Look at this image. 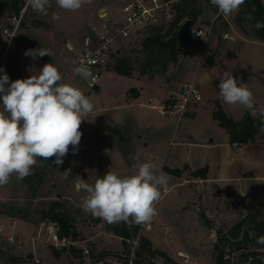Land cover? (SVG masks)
Segmentation results:
<instances>
[{"label":"rangeland","instance_id":"1","mask_svg":"<svg viewBox=\"0 0 264 264\" xmlns=\"http://www.w3.org/2000/svg\"><path fill=\"white\" fill-rule=\"evenodd\" d=\"M205 2L200 14L203 22H207L212 13ZM113 9V0H91L78 11L60 9L52 0L47 15H38L29 8L6 51L7 37L3 28L13 6L11 0H0V65L3 64L10 81L35 75L44 64L53 63L62 75V83L79 88L95 106L88 120L81 124L82 138L75 154L70 146L61 165L54 163L55 157L48 161L38 159L33 173L24 180L18 181L13 176L7 185L0 186V223L9 230L15 219L25 233L31 234L42 221L41 209L59 199L73 217L79 235L75 240L70 238L71 242L65 248L56 249L53 244L39 241L38 247L42 250L39 257L47 264H131L140 235L149 237L154 248L165 250L183 264H215L214 243L218 229L232 225L242 214L257 209L258 203L264 199L261 178L255 176L259 165L254 158L257 156L236 144H231L234 150L228 152L225 141L229 133L214 118L216 102L211 100L203 99L198 108L199 118L191 123L189 130L194 138L183 141V136L178 135L175 143L171 141L174 121L166 124L167 119L156 109L119 104L125 99L126 88L144 85L142 77L153 79L148 88L145 85L144 96H159L176 83L178 76L185 72V66L198 61L204 49H210L211 53L203 58V66L217 64L211 71L217 78L224 71H231L238 83L246 84L253 92L256 108L260 109L264 107V42L248 37L245 29L235 23L237 13L228 16L229 21L220 20L206 43L182 46L177 62L169 61L161 51L142 49V40L147 35L144 33L136 39L122 41L118 48L120 56L129 57L132 75L118 73L116 58L112 56L102 72L99 89L90 88L84 78L73 74V68L77 66L79 51L87 46V38L93 45L96 30L108 21L110 15L102 18L105 13L102 11L111 13ZM53 13H57L59 19L54 20ZM228 29L235 30V40L223 37V32ZM68 41L76 46V51L66 47ZM39 47L51 49L53 56L33 60L24 55L26 50ZM130 95L132 98L133 91ZM226 108L237 120L246 112L239 104H226ZM230 158V165L236 167L238 176L229 183L231 193L227 197L228 189L193 176L192 169H184L187 163L194 166L203 162L217 170V164L226 166ZM149 160L156 163L157 175L166 173L169 182L166 190L161 188V199L155 205L158 214L150 225L135 227L137 235L127 240L126 247L123 237L114 233L110 224L102 219L97 221L82 209L81 202L86 194L77 192L74 185L79 178L94 184L108 171L121 176L134 174L139 164ZM78 166L84 168L75 172ZM166 166L181 167L183 172L174 175L164 170ZM68 169L71 173L65 179L64 172ZM259 172L264 173V169ZM241 193L242 201L238 199ZM202 213L211 224L205 222ZM128 223L133 229L135 224ZM180 252L188 253L190 260L184 261ZM13 257L18 260L16 264H36L29 246L8 249L7 242L1 241L0 264H13ZM154 261V264H164L161 256Z\"/></svg>","mask_w":264,"mask_h":264},{"label":"clouds","instance_id":"2","mask_svg":"<svg viewBox=\"0 0 264 264\" xmlns=\"http://www.w3.org/2000/svg\"><path fill=\"white\" fill-rule=\"evenodd\" d=\"M224 16L239 13L246 0H210ZM56 5L66 11H78L91 0H55ZM38 15H47L52 0H26ZM52 18L59 19L57 13ZM251 20L252 15L248 14ZM257 29L264 28V22L257 21ZM33 60L37 57L53 56L48 48L28 49L24 53ZM76 63L75 61L73 62ZM0 72V186L7 185L15 176L24 180L33 173L38 159L49 160L61 165L69 154L78 151L82 138V122L94 112V103L79 88L62 83V75L53 63H46L35 75L10 81L2 68ZM73 74L87 79L92 73L83 66L73 68ZM218 98L227 105H242L252 116H264V107L257 109L253 92L246 84L239 82L231 71H224L219 77ZM264 123V121H262ZM264 133V127L260 128ZM134 167H136L134 165ZM149 160L139 164L134 174L118 175L108 171L95 180L94 184L79 178L75 190L84 192L81 207L93 217L107 224L120 222L139 226L150 225L158 214L155 205L161 199V188L167 189L169 177ZM65 179L71 169L66 170ZM264 245V236L256 239Z\"/></svg>","mask_w":264,"mask_h":264},{"label":"trees","instance_id":"3","mask_svg":"<svg viewBox=\"0 0 264 264\" xmlns=\"http://www.w3.org/2000/svg\"><path fill=\"white\" fill-rule=\"evenodd\" d=\"M11 1L12 13L17 12L21 0ZM203 1L184 0L180 17L196 18L203 12ZM248 14L252 15L251 20L247 19ZM257 21L264 22V0H246L235 17V23L245 29L248 37L264 42V28L257 29L255 27ZM247 24H249V29L246 30ZM199 42L200 40L192 36L185 26L168 29L164 33L162 29L156 28L143 38L142 49L161 51L169 61L177 62L182 46H196ZM116 55H114L116 58L115 70L120 74L132 75L133 67L129 57ZM214 82L219 90V79L215 78ZM95 88L99 89L98 86ZM128 91V99H131V91H133L132 98L139 96V90L136 87H131ZM213 116L218 120L219 125L229 133L231 144H245L264 138V133L260 132V128L264 127V123H262L264 116L260 114L252 116L246 109L244 116L237 120L227 113L221 101H217ZM165 169L178 176L183 172L181 167H165ZM184 169H190L188 164L184 166ZM208 170L207 166H203L192 169L191 174L199 178H208ZM41 214L42 220L53 221L59 225L61 236L75 240L79 235L75 221L65 209L63 201L52 200L47 207L41 209ZM201 216L207 224H211L205 213H202ZM97 221H101V219L97 218ZM132 227L129 223L120 222L110 224L109 228L123 237L127 247V240L137 235V229H135L137 225L133 229ZM260 236H264V206L241 216L232 225L218 229L217 239L214 243L215 264H264V245L256 243V239ZM158 256L163 257L164 264H183L174 260L165 250L154 248L151 239L145 235L139 236V246L135 250V257L131 264H154V260ZM147 257L149 259L144 261ZM11 262L16 264L18 260L13 257Z\"/></svg>","mask_w":264,"mask_h":264},{"label":"built area","instance_id":"4","mask_svg":"<svg viewBox=\"0 0 264 264\" xmlns=\"http://www.w3.org/2000/svg\"><path fill=\"white\" fill-rule=\"evenodd\" d=\"M114 9L110 13L108 10L101 17H108V21L104 22L100 29L96 30V38L93 45H90V38H87V46L79 51L77 56V66L83 65L87 67L92 75L85 79L90 88H95L100 83L102 72L107 68L110 59L118 52L119 45L122 41L133 40L140 35L160 28L162 32L168 29H176L182 27L188 19L192 20L191 25L185 26L187 31L194 37L198 38L201 43H206L215 31V25L222 19L229 21L228 16L222 15L218 9L211 4L210 0H206L209 6L207 9L212 11L207 22H203L200 14L196 18L181 16V7L184 0H113ZM26 0H21L19 10L12 13L8 17V21L3 28V33L7 37L6 51L11 46L21 24L25 19L28 9ZM223 37L235 40L236 32L228 29L223 32ZM66 47L71 51H76V46L68 41ZM2 48L0 44V49ZM211 53L210 49H204L201 57L205 58ZM118 54V53H117ZM0 68L4 70L3 64ZM5 72V70H4ZM3 72H0V76ZM202 88L194 82H185L178 91L170 94L168 97L154 101L150 99L148 103L143 105L148 108L157 109L158 112L170 118H180L192 112H195L203 104ZM2 104V99H0ZM242 146L244 144H236ZM7 242V247H30V253L36 264H47L39 255L42 253L38 247L39 241L53 244L55 248H64L71 239L61 236L59 233V225L53 221L42 220L28 234L22 230L17 220L13 219L10 229L6 230L0 223V242ZM184 261H189L188 253L180 252Z\"/></svg>","mask_w":264,"mask_h":264},{"label":"crops","instance_id":"5","mask_svg":"<svg viewBox=\"0 0 264 264\" xmlns=\"http://www.w3.org/2000/svg\"><path fill=\"white\" fill-rule=\"evenodd\" d=\"M204 61L205 60H203L202 57H199L198 61H196L195 63H191L190 65L185 66V72H183V74L178 76L176 83L170 85V87H167L166 88L167 90L162 91V93L159 94V96H155V95H150L148 97L144 96L146 89L148 88L149 81H152L153 79H149L147 77H142V79L144 81V85H141L140 87L133 86V87L138 88L139 96L128 99V94H129L128 90L131 88V87H128V88H126L125 99H124L123 103L119 104V105L123 106V107H127V106H132V105L137 104L143 108H146L148 110H152L154 108H148V107L144 106L143 104L148 103L150 101V99H152V98L154 99V101H160V100L166 98L170 94L178 91L179 88L181 87V85L185 82L197 83L202 88L205 100H211L214 103L217 101L222 102V100L218 98V91L219 90H218V88L214 82V79L217 78V76H215V74L213 72H211L212 69L214 68V66L217 64H214L212 66H210V65L203 66ZM217 79H219V78H217ZM145 85H147V88ZM100 89H101V85H100ZM222 105L224 106V108L226 110L227 109L226 104L222 102ZM213 111H214V109H213ZM227 113L230 115V113L228 111H227ZM160 115L167 119L165 121L166 124L171 123V122L173 123V121L175 122L173 135L171 137L172 142L175 143L178 141V139H179L178 135L183 136V138H181L183 141H188V140H191L194 138V136L192 135V133L190 132L189 129L191 127V123L194 121H197L199 118V110L198 109L195 112H192L189 115L187 114V115L182 116L180 118H178V117L177 118H170V117L164 116L162 114H160ZM225 144L229 150L228 152H233L234 149L230 143L229 134H228L227 140L225 141ZM242 146L244 147L245 151H248L249 153H254L257 156V157H254L259 162L258 163L259 165L257 167L258 173L255 176L258 178H261L260 179L262 182L261 187L263 189V193H261V194H264V173L259 172L262 170V168L264 169V138L259 139L257 141L247 142ZM242 152H244V151H242ZM232 157L233 156H231V158ZM231 158L226 161V164H227L226 166L224 163L217 164V170L212 169V165H208V169H209L208 170V178H200V179H203L207 182H213V183L217 184L218 186H220L221 189H228L229 192L226 194L225 197H227L231 193V186L229 183L238 176L237 171H236V167L234 165H230V161L232 160ZM188 165H189L190 169H197L199 167L206 166L203 164V162H199L198 164H196L194 166H192L190 164H188ZM168 167L174 168L171 166H168ZM82 168H84V167H80V166L76 167L75 172L81 171ZM164 170H165V168H164ZM242 198H243V195L241 193L238 196V199L240 201H242L243 200ZM260 206H264V199H262L261 202L258 203V206L256 208H258ZM2 215H8V214L2 213ZM25 227H27V226H25ZM8 249H9V247H8Z\"/></svg>","mask_w":264,"mask_h":264},{"label":"water","instance_id":"6","mask_svg":"<svg viewBox=\"0 0 264 264\" xmlns=\"http://www.w3.org/2000/svg\"><path fill=\"white\" fill-rule=\"evenodd\" d=\"M191 23H192V20L191 19H188L183 26H189V25H191Z\"/></svg>","mask_w":264,"mask_h":264}]
</instances>
